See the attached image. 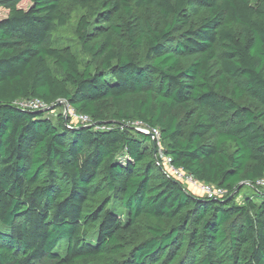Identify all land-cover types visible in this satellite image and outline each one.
<instances>
[{
	"label": "trees",
	"instance_id": "trees-1",
	"mask_svg": "<svg viewBox=\"0 0 264 264\" xmlns=\"http://www.w3.org/2000/svg\"><path fill=\"white\" fill-rule=\"evenodd\" d=\"M22 1L0 0V264H264V0Z\"/></svg>",
	"mask_w": 264,
	"mask_h": 264
},
{
	"label": "built area",
	"instance_id": "built-area-1",
	"mask_svg": "<svg viewBox=\"0 0 264 264\" xmlns=\"http://www.w3.org/2000/svg\"><path fill=\"white\" fill-rule=\"evenodd\" d=\"M24 106L30 108H46V105L40 101H35ZM71 119V122H76V124H88L91 122L88 116L78 115L74 111V109L73 114L71 115ZM131 125L136 127L138 131L146 135H150L156 142V145L158 146L156 156L159 157V159L157 158V164L158 166L162 167L169 176H172L175 179L184 182L186 185L191 186V188L198 191L202 196H207L209 198H220L227 194L226 190L212 186L210 184L202 183L194 179L191 175H188L182 168L173 166L172 159L169 156L165 155L163 152V148L161 146V131L159 129L150 128L149 126L144 125L141 122H133Z\"/></svg>",
	"mask_w": 264,
	"mask_h": 264
},
{
	"label": "rangeland",
	"instance_id": "rangeland-1",
	"mask_svg": "<svg viewBox=\"0 0 264 264\" xmlns=\"http://www.w3.org/2000/svg\"><path fill=\"white\" fill-rule=\"evenodd\" d=\"M31 6V2L30 1H28V0H23L20 4H19V7L20 8H23V9H25V10H27L29 7ZM8 14H9V11L8 10H6V9H0V20H2V19H4V18H6L7 16H8ZM70 31H72V27H70L69 28V30H68V32H70ZM67 31H65V33H66ZM67 35H69L70 36V34L69 33H67ZM62 102V101H61ZM63 103V104H62ZM61 104H62V108H60L59 110H57L56 112H55V114H58V113H60V112H62V113H65L66 115V117L67 116H70L71 117V115L73 114V109H71V107L69 106V105H67V103H65L64 104V102H62ZM73 124H76V122H73ZM189 186V185H188ZM187 186V187H188ZM188 189H191V186H189L188 187ZM245 194H248V195H253V190L251 189V188H248V187H245L244 189H243V192H242V195H245ZM261 198V197H260ZM260 198H258V200H260ZM261 200H262V198H261ZM42 264H50L49 262H47V261H45L44 263H42Z\"/></svg>",
	"mask_w": 264,
	"mask_h": 264
},
{
	"label": "water",
	"instance_id": "water-1",
	"mask_svg": "<svg viewBox=\"0 0 264 264\" xmlns=\"http://www.w3.org/2000/svg\"><path fill=\"white\" fill-rule=\"evenodd\" d=\"M61 103H62V102L58 103V106H60ZM50 109H54V107H50V108L47 109V110H50ZM153 148H154V150L156 149V144H155V142L153 143ZM155 153H156V152H155Z\"/></svg>",
	"mask_w": 264,
	"mask_h": 264
}]
</instances>
